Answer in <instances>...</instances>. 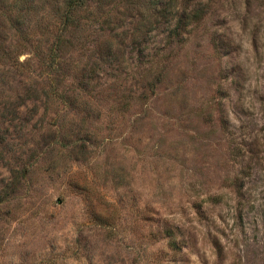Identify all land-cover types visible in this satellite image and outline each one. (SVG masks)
<instances>
[{"label": "rangeland", "instance_id": "obj_1", "mask_svg": "<svg viewBox=\"0 0 264 264\" xmlns=\"http://www.w3.org/2000/svg\"><path fill=\"white\" fill-rule=\"evenodd\" d=\"M66 1L0 0V264H264V0Z\"/></svg>", "mask_w": 264, "mask_h": 264}, {"label": "trees", "instance_id": "obj_2", "mask_svg": "<svg viewBox=\"0 0 264 264\" xmlns=\"http://www.w3.org/2000/svg\"><path fill=\"white\" fill-rule=\"evenodd\" d=\"M161 1V5L157 6L158 2ZM191 2L192 0H186ZM195 1V0H193ZM210 2V0H209ZM163 3L165 5V0H156L155 2H153V8H155L152 11V15L153 16H164L167 18V20L169 21V23H171L172 26V30L170 32V34L167 36V38L170 40L172 38H176L178 39L179 36L181 35L182 29L186 28L190 22H192V19H195L197 21H200L203 19V8L204 6H202L200 3L198 4L197 2L194 3V5L192 6L191 10H184L180 13H176V14H167L165 12V7H160L163 6ZM85 4V0H67L66 1V5H65V11H64V26L67 27L70 22H71V17L73 16L74 13L78 12L79 8H81L83 5ZM157 7H156V6ZM174 21V22H173ZM155 21H148L146 24L143 23V27L142 23H139L138 29L135 28V32H133V35H138L142 34L143 31H145L148 27H152L153 24H155ZM145 30H142V29ZM52 57L53 60L56 61V55L54 54V51H52Z\"/></svg>", "mask_w": 264, "mask_h": 264}]
</instances>
